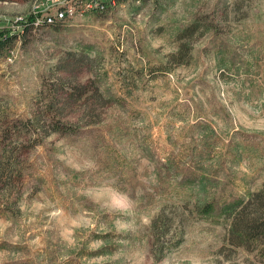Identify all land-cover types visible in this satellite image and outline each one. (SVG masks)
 <instances>
[{
  "label": "rangeland",
  "instance_id": "1",
  "mask_svg": "<svg viewBox=\"0 0 264 264\" xmlns=\"http://www.w3.org/2000/svg\"><path fill=\"white\" fill-rule=\"evenodd\" d=\"M101 1L0 0V264H260L226 213L264 191V0Z\"/></svg>",
  "mask_w": 264,
  "mask_h": 264
},
{
  "label": "trees",
  "instance_id": "2",
  "mask_svg": "<svg viewBox=\"0 0 264 264\" xmlns=\"http://www.w3.org/2000/svg\"><path fill=\"white\" fill-rule=\"evenodd\" d=\"M6 41L9 40L6 39ZM190 51L191 49L189 47L187 48L185 44H181L179 53L172 55V59L177 61L178 64H184L189 58ZM57 90L59 91V89ZM66 94H64L65 98L58 97L55 103L52 102L48 106L45 115H37L35 119L29 121L30 126L35 131L46 132L42 138L60 130L59 127L55 126L57 125L55 121H53L54 112L57 115H63L64 110L71 104L70 100L75 96L72 91H67ZM95 96L98 101H103V96L98 89H96ZM90 122L98 123L100 119L89 121V124ZM47 125L51 126L52 131H47ZM226 219L229 222L226 237L228 245L237 249L242 248L254 254L258 262L264 264V191L254 192L246 200L229 207L226 213ZM168 220L163 213H160L152 222V231L157 244L167 236L171 228L170 221Z\"/></svg>",
  "mask_w": 264,
  "mask_h": 264
},
{
  "label": "built area",
  "instance_id": "3",
  "mask_svg": "<svg viewBox=\"0 0 264 264\" xmlns=\"http://www.w3.org/2000/svg\"><path fill=\"white\" fill-rule=\"evenodd\" d=\"M129 0H102L101 3H97L95 5V9L97 8H104V7H115L117 5V3H122V2H127ZM94 5L91 4L89 5V7H93ZM66 10L65 9H61L58 10L54 15H50L47 16L46 18L43 19V21H40L38 23H36V26L39 25H47V26H52L54 24H56L57 22H61L66 20L67 18V14H66ZM11 54H13V52H11ZM12 58V55L10 56V59Z\"/></svg>",
  "mask_w": 264,
  "mask_h": 264
}]
</instances>
